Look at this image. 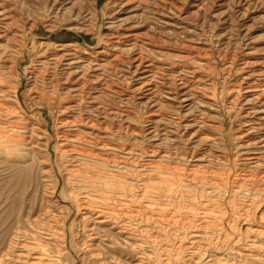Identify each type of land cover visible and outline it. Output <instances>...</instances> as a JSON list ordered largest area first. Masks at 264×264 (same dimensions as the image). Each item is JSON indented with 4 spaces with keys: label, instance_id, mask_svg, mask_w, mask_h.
Wrapping results in <instances>:
<instances>
[{
    "label": "rangeland",
    "instance_id": "obj_1",
    "mask_svg": "<svg viewBox=\"0 0 264 264\" xmlns=\"http://www.w3.org/2000/svg\"><path fill=\"white\" fill-rule=\"evenodd\" d=\"M115 1L116 0H80L75 7H72L73 9L67 5V7H69V8H67L66 10H62L64 14L66 13L65 15L63 14L64 17H62V18L67 19V20L63 19V21H62V19L59 17H57V19L54 20V19L50 18V16L47 17L45 15V13H44L45 3L46 4L48 3L47 0H43L44 3H41L42 5L37 0H23V1L22 0H18V1L17 0H10V1L9 0H0V5H3L2 3H4L5 6L9 7L10 11L13 10L10 13V15H12L10 17V19L11 20L13 19V20L11 22V26H10V30H9V36L11 37L14 35L12 37V42L13 41L14 42L11 43V46L9 48H7V49L5 48V49L0 50V63H1L0 64V74L3 75L4 85L7 87L14 88L16 91V94H10L9 93L10 95H12V97L10 96V97H6V98H11L12 100L15 97L18 98V101L16 99H14L15 102H13L12 100H9L10 101L9 103L11 104L10 106L12 107V110L15 111V113L20 115V117H21V118H18L17 122H18L19 126L25 127L27 129H33V131L37 132L38 136L36 138L34 137V140L37 141L36 143L39 145L40 148H43L44 145H47V149H48L49 154L51 155V157L54 158V160H52L51 164H53L56 161L55 160L56 155H55V149H54V147H55L54 142L56 140V133L60 131V126H59L58 122L60 121V119L63 118L64 115H66V113L62 110V107L66 105V103L69 101V99L72 96V94H71L72 91L70 90V92H69L68 91L69 88L68 87L66 88V85L64 84L65 79H66L65 73L63 70L64 67L62 66L61 62L59 63L58 61L52 60V58H51V57H53L52 54L55 53V51H56L55 49H57L56 48L57 46H59L61 44L69 43V42L75 43L77 45V47L80 49L86 48L90 51L100 50V48L104 45V42L108 38V35L111 34V31L113 33L114 30H117V28H114L115 26H117L116 22L111 19V16H109L110 10L113 9L112 6H113V3ZM149 2H151V3L149 4ZM199 3H201V4H199ZM43 4H44V6H43ZM152 4H154V6ZM194 4H196L195 6H197L199 8L195 7ZM148 5H150L149 6L150 13H152L154 11L153 14L155 13L156 15L158 14L159 16H161L159 18H160V20L164 21V24L165 23L169 24V26L165 27V25L163 26V25H161V23H158L157 24L158 26L155 25V27L152 28L153 30L148 29V33H147V31H145L147 33V35L148 34L151 35V37L149 39L147 38V35L144 36V34H146V33H144V31L141 32V34L144 33L142 35L147 40L146 39L141 40L140 47H141V49H144V50L140 53L144 56L146 55L149 59H154L155 62H161V64L160 63L156 64L155 67H153V69H151L152 72H154L155 70H157L156 68H159V69L161 68L160 70L159 69L157 70L159 73L157 71H155L156 74L155 73L153 74L154 76L156 75L155 78L158 79V80H156L157 83H155V86H157V87H155V86L150 87L151 93H153L152 95H154V92H156V90H157L156 94L153 96L155 98H153V99L148 98L147 99L146 97H144V95H146L147 93H145V92L142 93V92H138L137 90H135V88L137 89L138 86L140 85L137 81V78L141 77L140 76L141 75L140 74L141 69L136 71L135 79L133 78L134 81H132L134 84L129 83L130 81L128 82L126 80H124V81L121 80L122 77H119L121 74H123V75L125 74L126 77L127 76L129 77V75H130V77H129L130 79L133 77L132 72L134 71V69H132L128 65H125V66L124 65H122V66L118 65V67L116 66V67H108V68L105 67L103 70L92 69V70H89L87 73L85 72L84 74L86 75V78L83 81H80L81 88H79V89L81 90V92H79V90H78V93H77L78 96H75V98L79 97L85 106H87V107L89 106L88 108H90V110H92L91 111L92 113L90 112L89 115L91 117H93L94 120H96V121L98 119L100 120V121L99 120L97 121V123H99V125H101L102 131H101L100 136L102 137V139L106 143H108L110 141L109 144L112 145V147H113L112 156H110L111 154H108L109 156L107 155L108 161H109V165H110V163L113 162V159L115 158L114 162L117 161L116 162L118 164L117 167H119L120 169L119 168L117 169V167L113 168L114 172H115L114 176L116 178V173H118L117 174V176H119L118 178L119 179H122V178L125 179V181L123 179L121 181H124L125 184L128 185V187H126V190H128V191H126V196L128 198V202H130V203H129V209H128L129 214H127V215H129L130 218L133 219V220L131 219V221H132L131 226H133L131 228L134 229V231L137 230V231H135V233L137 232L136 236L132 238L133 242L134 243L137 242V243H139V245L142 244L143 245L142 247H144L142 249L145 251H147L149 249L150 252L152 251L151 250L152 244L150 242L154 243V241H155V243L160 244L161 246L163 244L162 248L166 249V250H165V256H164L163 252L160 253V254H162L161 259H167L168 258L170 260L169 264H188V263L189 264H193V263L194 264H197V263L198 264H211V263L215 264V262L218 264H225V263L228 264L227 261L231 262V263L229 262V264H235V263H237V264H244V263H246V264H251V263L252 264L253 263L258 264V262H259V264H262V263L264 264V261H263L264 260L263 259V257H264V255H263L264 254V243H263L264 242V236H261V237L257 236V235L254 236L255 233L251 232V230L256 229V228L259 229L260 231L264 232L263 231L264 230V228H263L264 227V222H263L264 221V213H263L264 212L263 211L264 210L263 209L264 208V202L261 201V199L264 197V196H262V195H264L263 194L264 189L263 188L258 189L255 185H252L249 183H242L240 181H236V180H239V176L242 173L241 168H240V164H239L240 159H237V158H240V149H238L237 146H235V145H239V141L236 140L235 136L237 134L241 114H239V111H238L239 106L237 104L231 102V100L229 99V98H233L236 96V94L232 91V89L233 88L236 89L237 88L236 85L239 86V84L241 83L240 80L243 77V72H242L243 66H241V65H243L244 62H250V60L251 61L253 60L252 62L255 61L254 63L256 65H258L259 63L264 61V0H156V1L155 0H151V1L148 0ZM173 5H174V7H173ZM49 6H50V4H49ZM155 6H156L157 10H155L153 8ZM13 7H14V9H13ZM175 7H177L176 8L177 10H175ZM15 9H16V11H15ZM43 9H44V11H43ZM42 11H43L44 15H42L43 13L41 14ZM160 11L162 13H160ZM13 13H16V14H13ZM61 14H62V12H61ZM66 15H67V17H66ZM70 18H71V20H70ZM156 18H158V16H156ZM159 18L157 21H159ZM168 18H170V19H168ZM17 19H18V21H17ZM175 19H176V21H175ZM15 20H16V22H15ZM112 21H114V22H112ZM76 22H78V23H76ZM70 23L74 24V27H78L79 29H76V30L70 29V27L72 26ZM179 24H180V26H179ZM14 25H15V27L13 28L12 26H14ZM81 25H83L84 28ZM155 28H157V29H155ZM159 28H161V29H159ZM149 31H151L152 33H150ZM154 31H156V33ZM10 33H12V35ZM14 38H16L17 40ZM150 39L151 40L153 39L152 40L153 42L152 41L150 42ZM147 42H148V44H147ZM186 45H187V47H185ZM156 46H157V48H156ZM194 46H195V48H194ZM146 47H147V49H146L147 51L145 50ZM158 47H160L161 49ZM166 47H168V48L166 49ZM189 48H191L192 50ZM197 49H199V50H197ZM154 51H155V53H154ZM151 52L155 56H153ZM169 52H171V56L175 53L174 54L175 56L174 55L172 56L173 60L169 59V58H171V56L169 55L170 54ZM185 52L187 55L185 54ZM1 53H3V55ZM122 55L124 57H128V56H126L127 53H125V52H123ZM204 55L208 59L203 57ZM2 56H5V57H2ZM202 58H205V59H202ZM162 59H163V61H162ZM174 60H175V63H174ZM181 61L182 62L185 61L187 63H185V62L181 63ZM178 63H181V64H178ZM188 63H189V65H188ZM195 63H197V64H195ZM201 63L202 64L205 63V64L202 65ZM160 65H163L164 68L161 67ZM191 65H193V66L191 67ZM227 65H230V67ZM8 66L10 68H8ZM167 66L169 67L168 69H167ZM183 66H185V67H183ZM187 66H189V67H187ZM1 68H2V70H1ZM116 68H118V69H116ZM126 68H129V69H126ZM171 69H174V70H171ZM191 69L193 70V72H191L192 71ZM118 70L122 71V72L119 71V72H121V74L118 72ZM181 70L184 72L185 75L187 74V77L183 73H181L182 72ZM189 70L191 73L189 72ZM237 70L241 71V73L238 72ZM261 70H263V69H261ZM100 72H103V74ZM93 73L95 75L94 78H93V75H91ZM95 73H97V74H95ZM158 74H160L161 76L159 75L160 77H158ZM175 75L178 76L179 78H181V80H182L181 83L182 84L184 83L185 86H184V84L179 85V82H176L177 83L176 84L175 82L172 81V79L178 78ZM180 75L184 79H182V77H180ZM104 76H106V77H104ZM137 76H139V77H137ZM99 78L100 79L102 78V79L100 80ZM112 78H114V79H112ZM86 79H88V80L90 79V80L87 82ZM93 79H94V82H93ZM194 79H197L200 81L195 83ZM203 79H204V81H203ZM107 80H109V81L111 80L110 81L111 83L109 81L107 83ZM164 80H165V82H164ZM84 81H86L87 83H85ZM102 81H103L104 86L102 84ZM205 81H206V83H205ZM71 82H72V79L69 81V83H71ZM81 82H83V83H81ZM123 82H127V83H123ZM99 83H101V85H99ZM115 83H117V84L120 83V84L116 85ZM136 83H138L139 85ZM172 83L175 84V88L173 87L174 85ZM198 83H200V84H198ZM105 84H107L108 86ZM206 84H208V85H206ZM94 85H95V88H94ZM194 85L196 87H194ZM180 86L183 89L185 88V91L187 90V88L189 89V91L187 90V94L189 96H192L193 98L197 97V100L198 101L201 100L200 102H203V103H205V102L207 103L210 100L209 102L211 104L208 102V106L207 105L202 106L203 104L202 105L200 104L199 106H197V103H195L196 102V100H195V102L193 104H190V108L183 109L182 104L179 102V100L177 98L163 99L166 97V95L169 97L177 95L176 94L177 91L179 92L178 89H181ZM198 86H200V87H198ZM201 86H203V87H201ZM125 87H127L128 89L127 88L125 89ZM113 88H116V89H113ZM131 88H134V89H131ZM205 88H206V90H205ZM174 89L176 90L175 93H173ZM191 89H193V90H191ZM194 89H196V90L198 89V90L196 91ZM118 90H119L120 94L118 93ZM92 92H94V93H92ZM113 92H114V94H113ZM198 92H201V93H198ZM99 93H101V94L99 95ZM204 93H206V94H204ZM162 94L164 97L162 96ZM98 95H99V97H98ZM36 96L38 98H41L39 100V103L36 101V99L33 100V98H36ZM91 96H94V98L96 96V98L94 99ZM129 96H131V98ZM178 96H176V97H178ZM120 97H122V98H120ZM201 97L202 98L204 97L203 98L204 101L202 100ZM193 98H191V100ZM161 100L163 101V103L161 102ZM100 101H103V102H100ZM35 102H37V104ZM176 102L181 104V105L176 104ZM146 103H148V104H146ZM155 103L156 104L158 103V104L156 105ZM99 104H101V106H103V107H101ZM128 104H130V105H128ZM209 104L211 106H209ZM110 105H113V106H110ZM161 105H163V106H161ZM145 106H146V108H145ZM155 106H156V108H155ZM165 106H168V107H165ZM176 106H178V107H176ZM194 106L196 109L194 108ZM95 107H96V109H95ZM97 107H101L102 110H101V108H97ZM173 107L176 109H174ZM210 107L212 108V110ZM157 109H159V110H157ZM168 109H170V110H168ZM191 109L194 111H192ZM112 110H114V111L116 110L117 112L115 111L116 112L115 113ZM196 110H198V111H196ZM108 111H110L114 115H111V113L110 112L108 113ZM84 112L88 113L87 110ZM121 112H122V114H121ZM149 112H151L152 114L150 115ZM155 112H157V115H154ZM125 113H128V114L125 115ZM172 113H174V115H172ZM178 113H181V114L183 113L182 115H186L189 117L194 116V114L197 117L203 116V118L206 121L207 126L203 128L202 132L207 136H213V137L215 136L214 138L212 137V139L214 141L210 140L209 142H206L204 144L200 143L201 145L200 144L194 145L195 143L194 144L192 143V145L190 143L188 145H186L185 143H183L181 141L179 142L178 138H180V132L178 133V130H179V129H177L178 121H177V118L175 117V116H177ZM60 114H62L61 115L62 118L60 117ZM104 114H106V115H104ZM100 115L104 116V118L101 117ZM170 116L173 117L172 118L173 121L171 120ZM132 117H134V118H132ZM163 117H166V118H163ZM102 118L105 119V121ZM127 118H129V119H127ZM174 118H176V119H174ZM160 119H162V120H160ZM101 120H103V121L101 122ZM147 120H150V121H147ZM188 120H189V118H188ZM115 121H117V122H115ZM142 121H143V123H142ZM156 121H158L157 124H155ZM103 122H105V123H103ZM163 122H165V123H163ZM166 122H168V123H166ZM170 122L172 125L170 124ZM128 123L131 125H129ZM167 124H168V126H166ZM117 125H119V126H117ZM120 125L122 128L120 127ZM136 126H137V128H136ZM164 126H166V127H164ZM107 127H109V128L107 129ZM36 128H38V129L36 130ZM162 128L164 130H162ZM109 129L113 133L112 132L110 133ZM150 129H151V131H150ZM126 131H130V132H126ZM149 131H150V133H149ZM152 131H154V132L157 131V132L154 133ZM114 132H117V133H114ZM135 132H137V134L139 133L138 134L139 136L136 135ZM146 132H148V133H146ZM158 132L160 134H158ZM107 134H109V135H107ZM112 134H115V135H113V137H112ZM153 134H155V135H153ZM167 134L168 135L170 134V135L168 136ZM110 135H111V137H109ZM126 135H127V137H126ZM105 136H107L106 138L108 140H106ZM117 136L120 137L121 141H123L125 139V141H124L125 143L119 141L120 139ZM143 136L144 137L146 136V138H144ZM167 136H168V138H166ZM132 138H135V139H132ZM137 138L139 140H137ZM152 138H154V139H152ZM160 138H163V139H160ZM117 139H119V140H117ZM158 139H160L161 141H159ZM155 140H157V141H155ZM165 141H167V142H165ZM116 142H117V144H116ZM139 142H141L142 144ZM170 142L172 145L170 144ZM123 143L125 145L129 144L130 147L128 145L124 146ZM148 143H150V144H148ZM133 144L135 146L136 145L137 146L135 147ZM147 144H148V146H147ZM208 144H209V146H208ZM198 146H200V147H198ZM115 147H117V150L115 149ZM124 147H126V148L124 149ZM154 147H157V148H154ZM193 147H195L196 151L200 154L204 152L203 154L206 155L205 156L206 158L208 157L207 159L209 162L205 163V165L202 168H200L202 170L199 169L200 171H203V174L200 172L197 174V176L190 177L188 175V173H189L188 171H189V169H191L192 164L188 161L183 162L181 159V157H182L181 153H184V151L188 152ZM148 148H149V152H148ZM151 149H153V150H151ZM130 150H132V151H130ZM134 150H135V152H134ZM139 150L140 151L142 150V151L140 152ZM154 150L157 152H155ZM204 150H206V152ZM159 151H160V153H159ZM131 152L133 154H131ZM138 152L140 155H137ZM114 153H116L117 155ZM130 154L132 155L133 158L131 157ZM145 154L147 157L145 156ZM207 154H209L210 156ZM121 155H122V157H121ZM138 156H139V158H138ZM109 157H110L111 162L109 160ZM134 157L138 158V160H135L136 158L134 159ZM162 157H163V160H162ZM167 158L169 160H167ZM128 159H130L131 162H129ZM145 159L146 160L148 159V160L146 161ZM149 160H151V161H149ZM160 160H161L162 164H161ZM144 161L146 164L144 163ZM152 161H154V162H152ZM132 163L134 164V166ZM135 164H136V166H135ZM151 164H152V166H151ZM158 164H161L163 166H160ZM53 165L55 166V163ZM119 165H121V167ZM143 166H145V171H144V169H142ZM128 167H129V169H128ZM148 167L151 170H149ZM132 168H133V170H132ZM137 168H138V171L136 170ZM121 169H123V170H121ZM118 170H119V172H118ZM127 171L129 172V174ZM147 171H149V172H147ZM151 171L153 173H151ZM251 171L253 172L255 170H251ZM55 173H56V175H54V177H51V180L54 181L56 178L59 180L61 185L58 188L59 192L57 191V197L61 201V204H64V205L63 206H61V204L59 205V206H61L60 211L62 213L60 211H57L58 209H54L52 213L53 214L55 213V215L57 213L56 216H58V218H59V219L57 218L58 220L63 219L67 215L66 212L69 213L68 214L69 215L68 220L66 223L67 227L68 228L71 227V230L74 233L77 232L76 234L79 235V234H81V232H80V228H79L78 222H77L78 218H75V217H77V216H75L76 215L75 211L71 208V205H69V203L66 201V197L68 195V189L66 187H64V185H63V174L58 173L56 171H55ZM145 173L146 174L148 173V174L146 175ZM150 174H152V175L149 177ZM184 174H186V175H184ZM1 175H2V178L0 177L1 178L0 180L5 181L9 177L8 172H5V173L3 172V173H1ZM181 175H183V176H181ZM136 176H139V178ZM216 176H218L220 179ZM59 177H61V178H59ZM140 177L141 178L143 177V178L141 179ZM203 177H205L204 178L205 180L203 179ZM214 177H216V178H214ZM212 178H214L215 181ZM127 179L130 182L127 181ZM207 179L208 180L210 179V180L208 181ZM223 179H225V180H223ZM218 180H222V181H218ZM135 181H136V183L138 182V184L134 183ZM141 181H143V182L145 181V182L142 183ZM213 181H214V183H213ZM235 181H236V183H235ZM1 183H2V181L0 182V184ZM130 183H132V184H130ZM200 183H202V185ZM197 184H199V185H197ZM203 184H205V187L203 186ZM216 184H217V186H216ZM131 185H133V186H131ZM142 185H143V187H142ZM200 185H201V187H200ZM242 185L246 186L248 188H246V187L243 188ZM211 186L215 187L213 189V191L215 190L214 191L215 193L212 191L213 194L210 191V189L212 190ZM132 188H134L135 191ZM201 188H203V189H201ZM238 188L239 189L241 188L242 190L241 189L240 190L242 192L238 193L237 191H240V190H238ZM140 189H141V191H140ZM243 189L244 190L247 189L248 193L245 192L246 190L243 191ZM65 190H67V191H65ZM199 190H201V191H199ZM219 190H222V191L218 192ZM256 190L259 192V194H258V192H256ZM206 191L207 192L210 191L209 195H208V193H205ZM223 191H224V193H222ZM228 191H229V193H228ZM234 191H235V194L237 193V195L234 194ZM129 192H131V193L129 194ZM202 192L204 194H207V195H203ZM230 192H232V193H230ZM241 194H245V195H241ZM130 195L133 197H131ZM230 195H232V196L234 195V197H235V199L233 198V200H232L233 202H231V203L229 200H230V198L232 199V196H230ZM211 196H212V201H211ZM246 196L248 199L246 198ZM255 196L257 198L254 200ZM242 197H244V198L241 200ZM199 198L202 200V202H200L201 200ZM250 198H251V200H250ZM62 199H64V200H62ZM245 199H246V202L244 201ZM5 201H6V205L5 204L2 205V208L0 209V243H1V238H3V235H4L3 232L5 231V228L8 227V222H6L4 220L3 211L8 210L9 206L14 201H18V202L20 201V203H21L20 206L22 205V207H23V205L25 206V205L31 204V202L29 201V199L25 195L22 196L21 199H19L18 197H14V198L9 197V199L6 198ZM24 201L26 202V204ZM196 201H198L197 204L194 203ZM216 201L217 202L219 201V202L217 203ZM260 201H261V204H259ZM214 202H215V204H214ZM236 202H238V203H236ZM243 202H245L246 204ZM204 203L205 204L208 203L207 205L209 207L208 206L205 207L206 205H204ZM225 203L228 205H226ZM248 203L251 205H249ZM134 204H136L137 206H135ZM232 204H234V205H232ZM242 204H245V205H242ZM45 205L46 204L43 202V206H45ZM213 205H216V207ZM229 205H231V207ZM239 205L240 206L242 205V206L240 207ZM248 205H249L248 208L245 207ZM256 205H257V207H256ZM20 206H18V207L15 206V208H13L14 207L13 206L11 211L16 215L17 212H19V210H20ZM192 206L193 207L195 206L196 208L195 207L193 208ZM250 206L251 207L253 206V207L251 208ZM135 207H138V208H135ZM158 207L161 209H158ZM199 207H201V208H199ZM130 208H131V210H130ZM212 208H214L215 211H216V209H218V212H220V210L222 209L220 214H222V215H223V213L225 214L223 216L222 221H221V223H222L221 229L223 226V229H222L223 231H221L220 234L222 236L220 234L217 235V233L211 232L209 230H203L201 232V234L207 240L203 239V241H201L202 243H200V244L202 245L203 248L206 247L207 249H203L201 247V245H196V246L197 247L200 246L198 248L201 250L203 249L200 253H202V252H204V250H206L204 253V257L203 256H197V257H195L196 259H191V257H190L191 256L190 253L192 252L191 249H187L186 250L187 252L185 250H181L182 254L180 256H178V258L175 257L174 252L177 249L176 245L179 244L178 242H180V240L184 242L186 239V238L185 239L183 238V234L187 233V231H184L186 229H183V232H179V234H178V231H182L180 229H182L184 227L183 224L185 226H187L189 224V226H191V227H195V226L198 227L197 225H200V221H198V220H200L199 214L201 212L207 211V213H210L211 215L218 213V212L214 213L215 211ZM249 208H251V209H249ZM153 209H155V211ZM185 209L186 210L188 209V210L185 211ZM191 209H194V210H191ZM236 209L239 211H237ZM63 210L65 211L64 213H63ZM152 210L157 215L155 213L150 214L152 212ZM160 210L163 213L164 212L165 213L163 214ZM234 210L237 213V215H236L237 217L234 216L236 214L235 212H233ZM167 211L170 213H168ZM210 211H212V212H210ZM130 212L131 213L133 212L132 215H135V216H132ZM175 212L176 213L178 212V213L176 214ZM193 212H195L196 214ZM198 212H199V214H198ZM229 212H232V214L231 213L229 214ZM145 213L148 215V217ZM185 213L192 214L193 218L191 217V215H188V217H187V215ZM73 215H74V217H72ZM139 215L141 216L142 219L140 218ZM145 215H146V217H145ZM171 215H175V216H171ZM181 215H185L186 217L185 216L183 217ZM232 215L234 217H231ZM59 216L61 217V219ZM167 217H170L171 220H170V218L168 219ZM179 217H181L182 219H179ZM258 217H260L261 219L259 218L260 220H258L257 219ZM159 218H162L163 220L159 219ZM177 218H178V220H177ZM230 218L233 221H231ZM234 218H235V220H236V218L240 219V220H236V222L237 221H239V222L236 223ZM247 219H249V221H250L249 224H247V222H248ZM136 220L138 222H135ZM179 220H181V221H179ZM261 220H262V222H261ZM196 221H198V222H196ZM75 222H76V224H75ZM173 222H175V223H173ZM177 222H178V225H175ZM232 222H234V223H232ZM70 223H71V225H70ZM161 223H163V224H161ZM170 223L173 225H171ZM181 223H183V224H181ZM195 223L196 224L198 223V224L196 225ZM228 223H229V225L231 224L234 228L232 226H229ZM234 224H235V226H234ZM158 225H160V226L157 228ZM179 225H181L180 228H179ZM149 226L152 228H150ZM249 226H250V228H249ZM260 226H262V227H260ZM235 227H238V228H235ZM246 227L250 230H248ZM167 228L169 229V231ZM174 228H177V230H175ZM229 228L230 229L233 228V229H231V231H230ZM160 229H161V231H160ZM224 230L226 231V233ZM138 231L139 232L142 231L145 233L143 235V233L141 232L142 233V235H141V233L138 234ZM158 231L160 233H157ZM171 231H172V233H171ZM234 231H235V233H234ZM245 231H247V232H245ZM146 232H148V233H146ZM151 232H152V234H150ZM167 232L168 233L170 232L169 233L170 235ZM181 233H183V234L181 235ZM212 233H214V234H212ZM246 233H247V235H246ZM154 234L156 236H154ZM176 234H178V236ZM232 234L234 235L233 237H232ZM236 234H238V235H236ZM165 235H166V237H165ZM167 235H169L170 237L172 236V237L171 238L169 236L167 237ZM211 235L214 238L211 237ZM224 235L225 236L230 235L232 238L229 236V238H230L229 239L227 236L225 237ZM244 235H246V236H244ZM141 236H142V238H141ZM145 236L147 238L148 237L149 238L147 239ZM175 236H177V237L174 238ZM205 236H207V237H205ZM239 236H240V238H239ZM157 237H159V238L157 239ZM164 237H165V239H164ZM74 238L76 239V242L78 241V243L80 244V238L79 239H77L76 237H74ZM138 238H140V240H139L140 242L138 241ZM182 238H183V240H182ZM209 238H210V241L208 240ZM217 238H218V240H217ZM223 238H224V240L227 238V240L223 241ZM175 239H176V241H175ZM233 239L236 241H234ZM252 239H254L253 240L254 242L252 241ZM156 240H159V241L156 242ZM169 240L172 241V243ZM243 240H244V242H243ZM162 241H163V243H162ZM240 241H242V242H240ZM173 242H174V244H173ZM185 242H187V243H185ZM185 242H184L185 247L190 248L191 247L190 241L186 240ZM206 242L208 243L209 248H208ZM145 243L147 246H145ZM164 243L166 245H164ZM239 244H240V246H239ZM167 245L170 246V248ZM173 246H174L175 250L171 249V248H173ZM188 246H190V247H188ZM196 246H194V247H196ZM235 246L237 249L235 248ZM241 246H243V247H241ZM238 247L240 250L238 249ZM167 248L169 249V251L167 250ZM229 248H230V250L228 251ZM216 249H217V251H216ZM224 249H226V250H224ZM249 249L252 251H250ZM256 250L257 251L259 250L258 253ZM149 251H147V252H149ZM248 251L250 254L248 253ZM71 252H73V250ZM136 252L137 251L134 250L132 252L133 256L130 257L131 260L130 259H127V260L128 261L134 260L136 257ZM166 252L168 255L166 254ZM240 252H241V255H243V254L244 255L241 256L239 254ZM224 253H225V255H224ZM230 253H233V254H230ZM184 254H186V255H184ZM73 255L76 258L75 264H87V263L90 264L89 260L86 257L80 256V255L77 257L75 255V253ZM245 255H246V257H245ZM183 256L185 258H187L188 260H185ZM261 256H263V257H261ZM125 257L127 258L128 256L125 255ZM125 257H123L122 259L125 260ZM163 257H165V258H163ZM182 257H183V259H182ZM199 257H203V258H199ZM230 257H232V259ZM257 257H259V258H257ZM206 258L208 259V261ZM227 258H229V259H227ZM200 259H201V261H200ZM252 259H254V260H252ZM171 260H172V263H171ZM238 260H239V262H238ZM255 260H257V261L255 262ZM63 261H62L63 263L61 262V264H67V263L69 264L70 260L66 258ZM191 262H193V263H191ZM219 262H221V263H219Z\"/></svg>",
    "mask_w": 264,
    "mask_h": 264
},
{
    "label": "bare ground",
    "instance_id": "obj_2",
    "mask_svg": "<svg viewBox=\"0 0 264 264\" xmlns=\"http://www.w3.org/2000/svg\"><path fill=\"white\" fill-rule=\"evenodd\" d=\"M10 1V0H9ZM18 1V0H17ZM23 1V0H22ZM38 2L44 3L43 0H37ZM48 3H45V15L48 17L50 16V18L56 20L57 17L61 18L62 21L63 19L66 18H62L63 16V11L62 10H66L69 7H75L77 5V3L80 0H47ZM151 1V0H150ZM156 1V0H155ZM8 2V1H7ZM16 2V1H15ZM46 2V1H45ZM158 2V1H157ZM180 2V1H179ZM183 2V1H182ZM2 3V2H1ZM10 3V2H9ZM13 3V2H12ZM151 2H149L150 4ZM153 3V2H152ZM156 3V2H155ZM159 3V2H158ZM171 3V2H170ZM203 3V2H202ZM3 5H0V50L1 49H7L11 46L12 42V37L14 36H9V30H10V26H11V22L12 20L10 19V17L12 15H10V13L13 11H10L8 6H5L4 3H2ZM50 4V6H49ZM162 4V3H161ZM172 4V3H171ZM201 4V3H199ZM16 5V4H15ZM42 5V4H41ZM67 5L69 7H67ZM154 6V4H152ZM196 4H194L195 6ZM44 6V4H43ZM48 6V7H47ZM149 6L148 5V0H116L113 3V6L110 10V15L111 19L114 20L117 24V26H115L114 28H117V30H114L113 33L111 31V34L108 35V38L106 39V41L104 42V45L100 48V50H95V51H90L86 48H78L77 45L73 42H69V43H65V44H61L59 46H57L55 49V53L52 54L53 57L52 60L53 61H58L59 63H62V66L64 67V73H65V85L66 88L68 87V91L70 92V90L72 91L71 94V98L69 99V101L66 103L65 106L62 107V110L66 113V115L63 116V118L61 117L62 114H60V117L62 119H60L59 126H60V131L56 133V140H55V155H56V161L55 166L53 164H51L52 160H54L53 157H51V155L48 152L47 149V145H44V149L40 148L39 145L36 143L37 141L34 140V137L36 138L38 136L37 132L33 131V129H27L25 127H21L19 126L17 120L18 118H21L20 115L16 114L15 111L12 110V107L10 106L11 104L9 103V100H12L11 98H6V97H12V95L10 94H16V91L14 88L11 87H7L4 85V81H3V75L0 74V177L2 178L1 173H5L8 172L9 173V177L8 179L4 180H0V182L2 181V183L0 184V209L2 208V205H6V201L5 199H9V197H18L19 199H21L22 196H26L29 201L31 202V204L29 205H22L20 206V201H14L12 202V204L9 206L8 210H4L3 214H4V220L6 222H8V227L5 228V231L3 232V238H1V243H0V264H61V262L64 259H69V264H75L76 262V258L73 255L75 253V255L78 257L80 256H84L86 257L90 264H169L170 260L167 259H161V252L164 253L165 256V250L163 249L162 246L160 244L152 243L150 242L151 245V252L149 251V249L147 251L143 250L142 247L143 245L139 243H134L133 242V237L136 236V233L134 229H132L131 227V219L128 212L129 209V203L128 202V198L126 196V187H128V185L125 184V179H122L124 181H121L122 179H119L117 176L118 173H116V178L114 176V169L118 166V164L116 162H114L115 160V156L113 157V162H111L110 157V165H109V161H108V154H111L110 156H112L113 153V147L112 145L108 143H106L102 137L100 136L101 134V125H99V123H97V121L99 120H94L93 117H91L89 114L92 110H90V108H88L87 106H85L82 103V100H80V98H75V96H78V90L79 92H81V90L79 88H81L80 85V81H83L86 78V75L84 74L85 72L87 73L89 70H103L105 67H118V65L122 66V65H128L129 67H131L132 69H134V71L132 72V78L130 79V75L129 77L125 76V74H121V71L119 72L121 75L119 77H122L121 80H126V81H130L129 83H133L132 81L133 78L135 79L136 76V71L141 69L140 72V78H137L139 76H137V81L139 86L138 88L135 90H137L138 92H145L147 93L146 95H144V97L148 98H155L153 97L156 92H154V95H152L153 93H151V86H155L156 79L155 76L153 75L155 73V71H157L159 68H156L157 70H155L154 72H152L151 69H153V67H155L156 64H161V62H155L154 59H149L146 55H142L140 52H142L144 49H141L140 44H141V40L146 39L144 36L147 35L148 33V29H152L153 27H155V25H157L158 23H161V25H165L169 26V24L165 23L163 20H160L158 14L156 15L155 13L153 14L150 13L149 11ZM157 6V5H156ZM156 6L153 7L155 10ZM200 6V5H199ZM36 7V6H35ZM38 7V6H37ZM174 7V5H173ZM179 7V6H178ZM197 7V6H195ZM70 8V9H71ZM159 8V7H158ZM177 7H175V10ZM199 8V7H197ZM14 9V7H13ZM69 9V10H70ZM73 9V8H72ZM160 10V9H159ZM179 10V9H178ZM16 11V9H15ZM43 11L41 12V14L43 13ZM71 11V10H70ZM152 11V10H151ZM192 11V10H191ZM62 12V14H61ZM177 12V11H176ZM44 13L42 15H44ZM158 13V12H157ZM160 13H162L160 11ZM159 13V14H160ZM179 13V12H178ZM193 13V12H192ZM16 14V13H13ZM34 14V13H33ZM66 14V13H65ZM64 14V15H65ZM79 14V13H78ZM36 15V14H35ZM163 15V14H162ZM178 15V14H177ZM39 16V15H38ZM156 16H158V18H156ZM164 16V15H163ZM17 17V16H16ZM15 17V18H16ZM43 17V16H42ZM67 17V15H66ZM69 17V16H68ZM75 17V16H74ZM74 19V18H73ZM78 19V18H77ZM170 19V18H168ZM177 19V18H176ZM175 19V21H176ZM67 20V19H66ZM65 20V21H66ZM71 20V18H70ZM76 20V19H75ZM18 21V19H17ZM84 21V20H83ZM112 21V22H114ZM167 21V20H166ZM174 21V20H173ZM179 21V20H178ZM16 22V20H15ZM14 22V23H15ZM86 22V21H85ZM13 23V24H14ZM78 23V22H76ZM178 23V22H177ZM71 24V23H70ZM114 24V23H113ZM115 24V25H116ZM172 24V23H171ZM16 25V24H15ZM12 26L13 28L15 27ZM72 25V26H71ZM70 29H79L78 27H74V24H71ZM77 25V24H76ZM177 25V24H176ZM83 26V25H81ZM158 26V25H157ZM160 26V25H159ZM180 26V24H179ZM80 27V26H79ZM84 28V26H83ZM82 28V29H83ZM158 28V27H157ZM155 28V29H157ZM161 29V28H159ZM12 30V29H11ZM153 30V29H152ZM151 30V31H152ZM144 31V33H146L145 31H147L146 34H144V36L141 34V32ZM151 31H149L150 33H152ZM170 31V30H169ZM184 31V30H183ZM156 33V31H154ZM110 33V32H109ZM12 35V33H10ZM16 34V33H15ZM187 34V33H186ZM150 34L147 35V38L149 39L151 37ZM188 35V34H187ZM186 35V36H187ZM106 36V35H105ZM153 36V35H152ZM16 37V36H15ZM161 37V36H160ZM171 38V37H170ZM16 39V38H14ZM154 39V38H153ZM152 39V40H153ZM17 40V39H16ZM147 40V39H146ZM150 39V42L152 41ZM153 42V41H152ZM146 43V42H145ZM168 43V42H167ZM148 44V42H147ZM154 44V43H153ZM159 44V43H158ZM184 44V43H183ZM13 45V44H12ZM47 45V44H46ZM146 45V44H145ZM248 46V45H247ZM187 47V45L185 46ZM244 47V46H243ZM14 48V47H13ZM157 48V46H156ZM160 48V47H158ZM168 47H166L167 49ZM195 48V46H194ZM147 49V47L145 48V50ZM149 49V48H148ZM161 49V48H160ZM159 49V50H160ZM191 49V48H189ZM9 50V49H8ZM164 50V49H163ZM172 50V49H171ZM182 50V49H181ZM192 50V49H191ZM199 50V49H197ZM202 50V49H201ZM5 51V50H4ZM3 51V52H4ZM147 51V50H146ZM145 51V52H146ZM176 51V50H175ZM9 52V51H8ZM11 52V51H10ZM19 52V51H18ZM125 52L127 53L126 56L128 57H124L122 55V53ZM161 52V51H160ZM167 52V51H166ZM174 52V51H173ZM177 52V51H176ZM187 52V51H186ZM185 52V54H186ZM12 53V52H11ZM150 53V52H149ZM152 53V52H151ZM155 53V51H154ZM159 53V52H158ZM170 56H171V52H169ZM184 53V52H183ZM245 53V52H244ZM248 53V52H247ZM250 53V52H249ZM3 55V53H1ZM175 54V53H174ZM173 54V55H174ZM153 56H155L152 53ZM151 55V56H152ZM159 55V54H158ZM157 55V56H158ZM172 55V56H173ZM187 55V54H186ZM199 55V54H198ZM247 55V54H246ZM6 56V55H5ZM2 56V57H5ZM8 56V55H7ZM162 56V55H161ZM169 58L170 60L172 59ZM175 56V55H174ZM201 56V55H200ZM207 56V55H206ZM249 56V55H248ZM251 56V55H250ZM205 57V55L203 56ZM167 58V57H166ZM174 58V57H173ZM198 58V57H197ZM207 58V57H205ZM202 58V59H205ZM210 58V57H209ZM160 59V58H159ZM175 59V58H174ZM182 59V58H181ZM180 59V60H181ZM208 59V58H207ZM4 60V59H3ZM2 60V61H3ZM51 60V59H50ZM173 60V59H172ZM183 60V59H182ZM7 61V60H6ZM11 61V60H10ZM158 61V60H157ZM163 61V59H162ZM165 61V60H164ZM243 61V60H242ZM248 61V60H247ZM253 61V60H252ZM250 60V62H244L242 69H243V77L241 78V83L239 84V86L236 85V89H232V91L236 94L235 97L233 98H229L231 100V102L237 104L238 107V111L239 114H241L240 117V122L238 125V130H237V134L235 136L236 140L239 141V145H235L237 146L238 149H240V159L239 160V164H240V168H241V175L239 176V180L236 181H240L242 183H249L252 185H255L258 189L263 188L264 189V61H262L261 63H259L258 65H256L254 62H252ZM4 62V61H3ZM2 62V63H3ZM180 62V61H179ZM185 62V61H184ZM181 61V63H184ZM189 62V61H188ZM56 63V62H55ZM166 63V62H165ZM175 63V60H174ZM177 63V62H176ZM178 63V64H181ZM187 63V62H185ZM192 63V62H191ZM1 64V63H0ZM10 64V63H9ZM194 64V63H193ZM197 64V63H195ZM202 64V63H201ZM205 64V63H204ZM202 64V65H204ZM164 65V64H163ZM163 65H160L161 67H163ZM189 65V63H188ZM201 65V66H202ZM11 66V65H10ZM193 65H191L192 67ZM230 67V65H227ZM158 67V66H157ZM174 67V66H173ZM185 67V66H183ZM189 67V66H187ZM8 68H10L8 66ZM120 68V67H119ZM124 68V67H123ZM164 68V67H163ZM169 67L167 66V69ZM197 68V67H196ZM195 68V69H196ZM7 69V68H6ZM112 69V68H111ZM118 69V68H116ZM129 69V68H126ZM161 69V68H160ZM159 69V70H160ZM176 69V68H175ZM178 69V68H177ZM194 69V70H195ZM198 69V68H197ZM263 69V70H261ZM2 70V68H1ZM11 70V69H10ZM125 70V69H124ZM131 70V69H130ZM164 70V69H163ZM174 70V69H171ZM184 70V69H183ZM192 70V69H191ZM199 70V69H198ZM197 70V71H198ZM106 71V70H105ZM111 71V70H110ZM114 71V70H113ZM127 71V70H126ZM179 71V70H178ZM182 71V70H181ZM185 71V70H184ZM238 71V70H237ZM115 72V71H114ZM131 72V71H130ZM129 72V73H130ZM158 72V71H157ZM163 72V71H162ZM170 72V71H169ZM186 72V71H185ZM190 72V70H189ZM193 72V70L191 71ZM190 72V73H191ZM196 72V71H195ZM241 73V71H238ZM99 73V72H98ZM103 74V72H100ZM109 73V72H108ZM118 73V74H119ZM128 73V72H127ZM139 73V72H138ZM159 73V72H158ZM175 73V72H174ZM181 73L184 74V72L182 71ZM189 73V74H190ZM97 74V73H95ZM114 74V73H113ZM156 74V73H155ZM182 74V75H183ZM93 75L94 78V73L91 74ZM99 75V74H98ZM160 74H158V77ZM167 75V74H166ZM170 75V74H169ZM177 75V74H176ZM175 75V76H176ZM185 75V74H184ZM191 75V74H190ZM239 75V74H238ZM97 76V75H96ZM168 76V75H167ZM166 76V77H167ZM174 76V77H175ZM187 77V74L185 75ZM184 76V77H185ZM195 76V75H194ZM241 76V75H240ZM98 77V76H97ZM96 77V78H97ZM100 77V76H99ZM102 77V76H101ZM106 77V76H104ZM164 77V76H163ZM170 77V76H169ZM168 77V78H169ZM178 77V76H176ZM180 77H182L180 75ZM190 77V76H189ZM201 77V76H200ZM162 78V77H161ZM173 78V77H172ZM199 78V77H198ZM72 79V82L69 83V81ZM100 79V78H99ZM102 79V78H101ZM100 79V80H101ZM114 79V78H112ZM160 79V78H159ZM182 79H184L182 77ZM189 79V78H188ZM187 79V80H188ZM201 79V78H200ZM87 82L90 80L86 79ZM118 80V79H117ZM195 83L199 82L200 80L194 79ZM109 80H107L108 83ZM111 81V80H110ZM109 81V82H110ZM114 81V80H113ZM119 81V80H118ZM136 81V80H135ZM173 82H179V85H181L182 80L181 78H177V79H172ZM171 81V82H172ZM189 81V80H188ZM204 81V79H203ZM202 81V82H203ZM68 82V83H67ZM85 83H87L86 81H84ZM94 82V79H93ZM122 82V81H121ZM160 82V81H159ZM162 82V81H161ZM165 82V80H164ZM194 82V81H193ZM83 83V82H81ZM91 83V82H90ZM105 83V82H104ZM111 83V82H110ZM123 83H127V82H123ZM122 83V84H123ZM194 83V84H195ZM206 83V81H205ZM92 84V83H91ZM96 84V83H95ZM103 84V81H102ZM116 85H119L117 83H115ZM134 84V83H133ZM173 84V83H172ZM177 84V83H176ZM184 84V83H183ZM182 84V85H183ZM200 84V83H198ZM197 84V85H198ZM236 84V83H235ZM84 85V84H83ZM89 85V84H88ZM99 85H101V83H99ZM107 85V84H105ZM124 85V84H123ZM160 85V84H159ZM174 88H175V84H173ZM188 85V84H187ZM192 85V84H191ZM208 85V84H206ZM98 86V85H97ZM104 86V84H103ZM108 86V85H107ZM114 86V85H113ZM126 86V85H125ZM165 86V85H164ZM185 86V84H184ZM183 86V87H184ZM205 86V85H204ZM83 87V86H82ZM87 87V86H86ZM102 87V86H101ZM128 87V86H127ZM125 87V89L127 88ZM157 87V86H155ZM162 87V86H161ZM171 87V86H170ZM194 87H196L194 85ZM193 87V88H194ZM200 87V86H198ZM203 87V86H201ZM233 87V86H232ZM91 88V87H90ZM89 88V89H90ZM93 88V87H92ZM95 88V85H94ZM105 88V87H104ZM103 88V89H104ZM172 88V87H171ZM170 88V89H171ZM181 88V86H180ZM187 88V87H186ZM84 89V88H83ZM98 89V88H97ZM116 89V88H113ZM112 89V90H113ZM124 89V88H123ZM124 89V90H125ZM128 89V88H127ZM134 89V88H131ZM159 89V88H158ZM173 89V88H172ZM202 89V88H201ZM200 89V90H201ZM231 89V88H230ZM87 90V89H86ZM111 90V91H112ZM134 90V91H135ZM164 90V89H163ZM179 92L177 91V95L169 97L166 95L165 98L163 99H168V98H177L179 100V102L182 104L183 109L185 108H190V104H193L196 100L195 103H197V106H199L200 104L202 106H208V101L207 103H203L197 100L196 98H193L192 96H189L187 94V90L189 91V89L187 88V90L185 91V88H181L178 89ZM193 90V89H191ZM196 90V89H194ZM198 90V89H197ZM196 90V91H197ZM206 90V88H205ZM67 91V90H66ZM67 91V92H68ZM84 91V90H83ZM93 91V90H92ZM99 91V90H98ZM97 91V92H98ZM105 91V90H104ZM116 91V90H115ZM165 91V90H164ZM170 91V90H169ZM172 91V90H171ZM102 92V91H101ZM117 92V91H116ZM159 92V91H158ZM176 90L174 89L173 93H175ZM195 92V91H194ZM202 92V91H201ZM198 92V93H201ZM227 92V91H226ZM10 93V94H9ZM94 93V92H92ZM96 93V92H95ZM119 93V90H118ZM122 93V92H121ZM171 93V92H170ZM180 93V94H179ZM77 94V95H76ZM81 94V93H80ZM79 94V95H80ZM101 93H99L100 95ZM114 94V92H113ZM120 94V93H119ZM126 94V93H125ZM128 94V93H127ZM159 94V93H158ZM157 94V95H158ZM165 94V93H164ZM167 94V93H166ZM169 94V93H168ZM191 94V93H190ZM203 94V93H202ZM206 94V93H204ZM234 94V95H235ZM82 95V94H81ZM91 95V94H90ZM89 95V96H90ZM98 95V97H99ZM104 95V94H103ZM116 95V94H115ZM129 95V94H128ZM148 95V96H147ZM156 95V96H157ZM179 95V96H178ZM194 95V94H193ZM200 95V94H199ZM210 95V94H209ZM15 96V95H14ZM97 96V95H96ZM95 96V98H96ZM120 96V95H119ZM136 96V95H135ZM134 96V97H135ZM139 96V95H138ZM159 96V95H158ZM163 96V94H162ZM178 96V97H176ZM196 96V95H195ZM201 96V95H200ZM40 97V96H39ZM82 97V96H81ZM94 98V96H91ZM126 97V96H125ZM124 97V98H125ZM131 98V96H129ZM161 97V96H160ZM164 97V96H163ZM89 98V97H88ZM94 98V99H95ZM122 98V97H120ZM119 98V99H120ZM157 98V97H156ZM191 98H193L191 100ZM202 98V97H201ZM204 98V97H203ZM202 98V100H203ZM212 98V97H211ZM14 99H16L18 101V98H13V102ZM36 99V101L39 103V100L41 98H38L36 96V98H33V100ZM99 99V98H98ZM97 99V100H98ZM129 99V98H128ZM160 99V98H159ZM208 99V98H207ZM32 100V99H31ZM100 100V99H99ZM130 100V99H129ZM145 100V99H144ZM125 101V100H124ZM158 101V100H157ZM167 101V100H166ZM169 101V100H168ZM204 101V100H203ZM213 101V100H212ZM37 102H35L37 104ZM85 102V101H84ZM89 102V101H88ZM91 102V101H90ZM97 102V101H96ZM103 102V101H100ZM140 102V101H139ZM143 102V101H142ZM146 102V101H145ZM156 102V101H155ZM161 102L163 103V101L161 100ZM170 102V101H169ZM173 102V101H172ZM149 103V102H148ZM146 103V104H148ZM199 103V104H198ZM210 103V102H209ZM88 104V103H87ZM90 104V103H89ZM96 104V103H95ZM102 104V103H101ZM101 104H99L101 106ZM104 104V103H103ZM139 104V103H138ZM143 104V103H142ZM156 104V103H155ZM154 104V105H155ZM158 104V103H157ZM156 104V105H157ZM176 104H179L176 102ZM175 104V105H176ZM179 104V105H181ZM211 104V103H210ZM209 104V106H211ZM98 105V106H99ZM117 105V104H116ZM130 105V104H128ZM165 105V104H164ZM109 106V105H108ZM113 106V105H110ZM143 106V105H142ZM163 106V105H161ZM174 106V105H173ZM193 106V105H192ZM94 107V106H93ZM103 107V106H101ZM101 107H97V108H101ZM168 107V106H165ZM164 107V108H165ZM172 107V106H171ZM178 107V106H176ZM92 108V107H91ZM105 108V107H104ZM117 108V107H116ZM120 108V107H119ZM125 108V107H124ZM146 108V106H145ZM148 108V107H147ZM156 108V106H155ZM174 108V107H173ZM180 108V107H179ZM195 108V106H194ZM198 108V107H197ZM211 108V107H210ZM85 109V110H84ZM93 109V108H92ZM96 109V107H95ZM108 109V108H107ZM114 109V108H113ZM122 109V108H121ZM176 109V108H174ZM196 109V108H195ZM201 109V108H200ZM88 113H85L84 111H86ZM100 110V109H99ZM102 110V108H101ZM100 110V111H101ZM125 110V109H124ZM154 110V109H153ZM159 110V109H157ZM156 110V111H157ZM170 110V109H168ZM187 110V109H186ZM192 110V109H191ZM207 110V109H206ZM212 110V108H211ZM97 111V110H96ZM104 111V110H103ZM111 111V110H110ZM108 111V113L110 112ZM114 111V110H112ZM116 111V110H115ZM114 111V112H115ZM128 111V110H127ZM174 111V110H173ZM178 111V110H177ZM194 111V110H192ZM198 111V110H196ZM195 111V112H196ZM205 111V110H204ZM95 112V111H94ZM93 112V113H94ZM105 112V111H104ZM117 112V111H116ZM115 112V113H116ZM129 112V111H128ZM163 112V111H162ZM189 112V111H188ZM191 112V111H190ZM92 113V112H91ZM103 113V112H102ZM107 113V112H106ZM111 113V112H110ZM150 115L152 114L151 112H149ZM148 113V114H149ZM97 114V113H96ZM95 114V115H96ZM122 114V112H121ZM128 113H125V115ZM181 113H178L177 116H175L177 118V129L178 133L180 132V138H178L179 142H183L186 145H188L189 143L192 145V143L194 145H199L204 144L206 142H209L210 140H213L212 137L213 136H207L205 135L202 130L204 127L207 126L205 119L203 118V116H186V115H180ZM192 114V113H191ZM190 114V115H191ZM106 115V114H104ZM110 115V114H109ZM111 115H114L111 113ZM110 115V116H111ZM124 115V116H125ZM130 115V114H129ZM154 115H157V112H155ZM153 115V116H154ZM163 115V114H162ZM161 115V116H162ZM172 115H174V113H172ZM201 115V114H200ZM98 116V115H97ZM101 117L104 118V116L100 115ZM99 116V117H100ZM121 116V115H120ZM128 116V115H127ZM132 116V115H131ZM148 116V115H147ZM160 116V115H159ZM107 117V116H106ZM116 117V116H115ZM118 117V116H117ZM130 117V116H129ZM171 117V116H170ZM102 118V119H103ZM109 118V117H108ZM107 118V119H108ZM120 118V117H119ZM118 118V119H119ZM134 118V117H132ZM166 118V117H163ZM173 117H171L172 120ZM174 118V119H176ZM189 118V120H188ZM117 119V118H116ZM126 119V118H125ZM129 119V118H127ZM131 119V118H130ZM137 119V118H136ZM105 121V119H103ZM101 120V122L103 121ZM112 120V119H111ZM124 120V119H123ZM162 120V119H160ZM100 121V120H99ZM125 121V120H124ZM131 121V120H130ZM144 121V120H143ZM142 121V123H143ZM150 121V120H147ZM164 121V120H163ZM173 121V120H172ZM117 122V121H115ZM114 122V123H115ZM119 122V121H118ZM105 123V122H103ZM127 123V122H126ZM158 121L155 122V124H157ZM165 123V122H163ZM168 123V122H166ZM174 123V122H173ZM110 124V123H109ZM117 124V123H116ZM120 124V123H119ZM129 124V123H128ZM152 124V123H151ZM161 124V123H160ZM171 124V122H170ZM169 124V125H170ZM213 124V123H212ZM103 125V124H102ZM113 125V124H112ZM111 125V126H112ZM115 125V124H114ZM127 125V124H126ZM131 125V124H129ZM164 125V124H163ZM172 125V124H171ZM170 125V126H171ZM105 126V125H104ZM103 126V127H104ZM110 126V127H111ZM119 126V125H117ZM116 126V127H117ZM125 126V125H124ZM133 126V125H132ZM159 126V125H158ZM168 126V124L166 125ZM164 126V127H166ZM115 127V128H116ZM121 127V125H120ZM127 127V126H126ZM125 127V128H126ZM152 127V126H151ZM156 127V126H155ZM161 127V126H160ZM173 127V126H172ZM106 128V127H105ZM109 127H107L108 129ZM114 128V129H115ZM118 128V127H117ZM122 128V127H121ZM128 128V127H127ZM126 128V129H127ZM137 128V126H136ZM38 128H36L37 130ZM111 129V128H110ZM109 132L111 133L112 131ZM125 129V130H126ZM131 129V128H130ZM176 129V130H177ZM206 129V128H205ZM208 129V128H207ZM116 130V129H115ZM119 130V129H118ZM124 130V129H123ZM132 130V129H131ZM139 130V129H138ZM162 130H164L162 128ZM209 130V129H208ZM134 131V130H133ZM147 131V130H146ZM151 131V129H150ZM149 131V133H150ZM173 131V130H172ZM205 131V130H204ZM119 132V131H118ZM122 132V131H121ZM126 132H130V131H126ZM140 132V131H139ZM154 132V131H152ZM157 131H155L154 133H156ZM207 132V131H206ZM108 133V132H107ZM113 133V132H112ZM117 133V132H114ZM125 133V132H124ZM132 133V132H131ZM142 133V132H141ZM148 133V132H146ZM163 133V132H162ZM170 133V132H169ZM128 134V133H127ZM136 135L137 132H135ZM158 134H160L158 132ZM35 135V136H34ZM109 135V134H107ZM115 134H112V137ZM118 135V134H117ZM130 135V134H129ZM151 135V134H150ZM155 135V134H153ZM168 135V134H167ZM170 135V134H169ZM168 135V136H169ZM209 135V134H208ZM211 135V134H210ZM100 136V137H99ZM104 136V135H103ZM121 136V135H120ZM134 136V135H133ZM132 136V137H133ZM139 136V135H138ZM141 136V135H140ZM160 136V135H159ZM162 136V135H161ZM168 136L166 138H168ZM107 136H105L106 138ZM111 137V135L109 136ZM118 137V136H117ZM127 137V135H126ZM144 137V136H143ZM155 137V136H154ZM163 137V136H162ZM172 137V136H171ZM215 137V136H214ZM213 137V138H214ZM116 138V137H115ZM120 139V137H118ZM129 138V137H128ZM141 138V137H140ZM146 138V136L144 137ZM176 138V137H175ZM112 139V138H111ZM117 139V140H119ZM135 139V138H132ZM154 139V138H152ZM163 139V138H160ZM160 139H158L159 141H161ZM106 140H108L106 138ZM114 140V139H113ZM137 140H139L137 138ZM151 140V139H150ZM167 140V139H166ZM115 141V140H114ZM121 141V139L119 140ZM125 139L121 142H124ZM132 141V140H131ZM157 141V140H155ZM214 141V140H213ZM118 142V141H117ZM116 142V144H117ZM120 142V143H121ZM127 142V141H126ZM130 142V141H129ZM148 142V141H147ZM163 142V141H162ZM167 142V141H165ZM178 142V143H179ZM114 143V142H113ZM125 143V142H124ZM123 143V144H124ZM137 143V142H136ZM141 143V142H139ZM159 143V142H158ZM157 143V144H158ZM211 143V142H210ZM122 144V145H123ZM138 144V143H137ZM142 144V143H141ZM150 144V143H148ZM147 144V146H148ZM171 144V142H170ZM177 144V143H176ZM200 144V145H201ZM114 145V144H113ZM119 145V144H118ZM129 146V144H126ZM124 144V146H126ZM134 145V144H133ZM144 145V144H143ZM142 145V146H143ZM172 145V144H171ZM175 145V144H174ZM180 145V144H179ZM183 145V144H182ZM120 146V145H119ZM135 146V145H134ZM137 146V145H136ZM135 146V147H136ZM140 146V145H139ZM141 146V147H142ZM155 146V145H154ZM209 146V144H208ZM121 147V146H120ZM119 147V148H120ZM130 147V146H129ZM160 147V146H159ZM158 147V148H159ZM178 147V146H177ZM197 147V146H196ZM200 147V146H198ZM126 147H124L125 149ZM133 148V147H132ZM139 148V147H138ZM137 148V149H138ZM151 148V147H150ZM157 148V147H154ZM161 148V147H160ZM159 148V149H160ZM205 148V147H204ZM115 149L117 150V147H115ZM136 149V150H137ZM143 149V148H142ZM119 150V149H118ZM144 150V149H143ZM153 150V149H151ZM157 150V149H156ZM168 150V149H167ZM123 151V150H122ZM121 151V152H122ZM129 151V150H128ZM132 151V150H130ZM140 151V150H139ZM142 151V150H141ZM140 151V152H141ZM155 151V150H154ZM206 152V150H204ZM118 152V151H117ZM127 152V151H126ZM135 152V150H134ZM147 152V151H146ZM148 152H149V148H148ZM151 152V151H150ZM153 152V151H152ZM157 152V151H155ZM163 152V151H162ZM123 153V152H122ZM145 153V152H144ZM160 153V151H159ZM181 153V152H180ZM204 153V152H203ZM203 153H198L196 151V148L193 147L190 151H184V153L182 154V161H188L192 164L191 169H189V173L188 175L190 177H195L197 176L198 173H202L203 171H200L205 163L209 162L208 161V157L206 158ZM238 153V152H237ZM116 154V153H114ZM131 154H133L131 152ZM130 154V155H131ZM137 154V153H136ZM151 154V153H150ZM155 154V153H154ZM171 154V153H170ZM206 154V153H205ZM108 155V156H107ZM117 155V154H116ZM137 155H140L139 152ZM157 155V154H156ZM161 155V154H160ZM167 155V154H166ZM165 155V156H166ZM209 155V154H207ZM142 156V155H141ZM146 156V154H145ZM168 156V155H167ZM210 156V155H209ZM120 157V156H119ZM122 157V155H121ZM130 157V156H129ZM128 157V158H129ZM132 157V155H131ZM143 157V156H142ZM147 157V156H146ZM53 158V159H52ZM117 158V157H116ZM133 158V157H132ZM136 157H134L135 159ZM139 158V156H138ZM138 158H136L135 160H138ZM152 158V157H151ZM180 158V157H179ZM112 159V158H111ZM124 159V158H123ZM133 159V160H134ZM144 159V158H143ZM161 159V158H160ZM119 160V159H118ZM121 160V159H120ZM126 160V159H125ZM124 160V161H125ZM141 160V159H140ZM146 160V159H145ZM148 160V159H147ZM146 160V161H147ZM155 160V159H154ZM163 160V157H162ZM167 160H169L167 158ZM207 160V161H206ZM123 161V160H122ZM129 162L130 159H128ZM127 161V162H128ZM151 161V160H149ZM158 161V160H157ZM156 161V162H157ZM171 161V160H170ZM133 162V161H132ZM139 162V161H138ZM154 162V161H152ZM155 162V163H156ZM161 162V160H160ZM175 162V161H174ZM221 162V161H220ZM145 163V161H144ZM122 164V163H121ZM133 164V163H132ZM146 164V163H145ZM162 164V162H161ZM161 164H158L160 166H163ZM226 164V163H225ZM129 165V164H128ZM150 165V164H149ZM154 165V164H153ZM188 165V164H187ZM207 165V164H206ZM209 165V164H208ZM54 166V167H53ZM121 167V165H119ZM134 166V164H133ZM136 166V164H135ZM152 166V164H151ZM123 167V166H122ZM159 167V166H158ZM177 167V166H176ZM180 167V166H179ZM216 167V166H215ZM119 167H117L118 169ZM126 168V167H125ZM124 168V169H125ZM149 168V167H148ZM147 168V169H148ZM184 168V167H183ZM116 169V170H117ZM120 169V168H119ZM129 169V167H128ZM144 171H145V166H143ZM200 169V170H199ZM123 170V169H121ZM126 170V169H125ZM133 170V168H132ZM138 171V168L136 169ZM149 170H151L149 168ZM251 170H255V171H251ZM56 172L58 173H62L63 174V185L64 187H66L68 189V195L66 197V201L69 203V205H71V208L75 211L77 217L78 218L77 222H78V226L80 228V232L81 234H76L71 230V227H67V220H68V214L66 212V216L61 219L58 220V216L57 213L55 215V213L53 214V210L54 209H58L57 211H60V207L63 206L64 204H61V201L58 199L57 197V191L58 188L60 187V182L59 180L56 178L54 181L51 180V177H54V175H56ZM167 171V170H166ZM119 172V170H118ZM128 172V171H127ZM132 172V171H131ZM149 172V171H147ZM178 172V171H177ZM182 172V171H181ZM220 172V171H219ZM124 173V172H123ZM133 173V172H132ZM136 173V172H135ZM140 173V172H139ZM151 173H153L151 171ZM122 174V173H121ZM129 174V172H128ZM142 174V173H141ZM146 174V173H145ZM148 174V173H147ZM146 174V175H147ZM181 174V173H180ZM236 174V173H235ZM53 175V176H52ZM61 175V174H60ZM139 175V174H138ZM143 175V174H142ZM152 174L149 175V177ZM186 175V174H184ZM238 175V174H237ZM236 175V176H237ZM59 176V175H58ZM62 176V175H61ZM131 176V175H130ZM133 176V175H132ZM141 176V175H140ZM183 176V175H181ZM206 176V175H205ZM211 176V175H210ZM128 177V176H127ZM139 178V176H136ZM218 177V176H216ZM214 177V178H216ZM0 178V179H1ZM61 178V177H59ZM141 178V177H140ZM143 178V177H142ZM141 178V179H142ZM197 178V177H196ZM200 178V177H199ZM205 177H203L204 179ZM212 178L214 181L215 179ZM219 178V177H218ZM226 178V177H225ZM202 179V178H201ZM220 179V178H219ZM236 179V178H235ZM152 180V179H151ZM184 180V179H183ZM186 180V179H185ZM197 180V179H196ZM195 180V181H196ZM205 180V179H204ZM208 180V179H207ZM210 180V179H209ZM208 180V181H209ZM225 180V179H223ZM62 181V180H61ZM127 181H129L127 179ZM134 181V180H133ZM150 181V180H149ZM212 181V180H211ZM213 181V183H214ZM218 181H222V180H218ZM235 181V183H236ZM130 182V181H129ZM142 183H144L143 181H141ZM200 182V181H199ZM207 182V181H206ZM239 182V183H240ZM136 183V181L134 182ZM190 183V182H189ZM212 183V182H211ZM210 183V184H211ZM218 183V182H217ZM132 184V183H130ZM138 184V182L136 183ZM196 184V183H195ZM194 184V185H195ZM202 185V183H200ZM206 184V183H205ZM205 184H203V186L205 187ZM209 184V183H208ZM248 184V185H249ZM140 185V184H139ZM144 185V184H143ZM142 185V187H143ZM192 185V184H191ZM199 185V184H197ZM200 185V187H201ZM235 185V184H234ZM251 185V186H252ZM133 186V185H131ZM141 186V185H140ZM139 186V187H140ZM145 186V185H144ZM217 186V184H216ZM243 186V185H242ZM136 187V186H135ZM212 187V186H211ZM246 186H243V188ZM209 188V187H208ZM215 187H212V190L210 189V191L212 192L213 189ZM236 188V187H235ZM242 188V187H241ZM240 188V189H241ZM248 188V187H246ZM253 188V187H252ZM256 188V189H257ZM62 189V188H61ZM134 189V188H132ZM203 189V188H201ZM217 189V188H216ZM237 189V188H236ZM238 188V190H240ZM254 189V188H253ZM262 189V190H263ZM131 190V189H130ZM205 190V189H204ZM235 190V189H234ZM242 190V189H241ZM237 191L242 192V191ZM246 190V191H245ZM243 189V191L247 192V189ZM249 190V189H248ZM252 190V189H251ZM67 191V190H65ZM132 191V190H131ZM135 191V189H134ZM141 191V189H140ZM201 191V190H199ZM209 191V192H210ZM215 191V190H214ZM213 191V192H214ZM222 190H219L218 192H220ZM225 191V190H224ZM224 191L222 193H224ZM59 192V191H58ZM137 192V191H136ZM209 192H205L208 193ZM212 192V194H213ZM256 192H258L256 190ZM128 193V192H127ZM131 192H129L130 194ZM134 193V192H133ZM139 193V192H138ZM198 193V192H197ZM203 193V192H202ZM215 193V192H214ZM217 193V192H216ZM229 193V191H228ZM232 193V192H230ZM248 193V192H247ZM251 193V192H250ZM249 193V194H250ZM253 193V192H252ZM262 193V192H261ZM260 193V194H261ZM59 194V193H58ZM135 194V193H134ZM211 194V193H210ZM226 194V193H225ZM235 194V191H234ZM255 194V193H254ZM259 194V192H258ZM264 194V193H263ZM128 195V194H127ZM203 195H207L204 194ZM237 195V193L235 194ZM241 195H245V194H241ZM129 196V195H128ZM131 196V195H130ZM216 196V195H215ZM220 196V195H219ZM218 196V197H219ZM232 196V195H230ZM253 196V195H252ZM264 196V195H262ZM63 197V196H62ZM65 197V196H64ZM133 197V196H131ZM140 197V196H139ZM204 197V196H203ZM222 197V196H221ZM196 198V197H195ZM206 198V197H205ZM204 198V199H205ZM209 198V197H208ZM214 198V197H213ZM230 198V197H229ZM233 198L235 199L234 195L232 196V199L230 198V203L233 202ZM244 197L241 198V200ZM247 198V196H246ZM257 197L255 196L254 200ZM261 198V197H260ZM17 199V198H16ZM24 199V198H23ZM22 199V200H23ZM200 199V198H199ZM207 199V198H206ZM210 199V198H209ZM217 199V198H216ZM219 199V198H218ZM222 199V198H221ZM240 199V198H239ZM238 199V200H239ZM248 199V198H247ZM64 200V199H62ZM131 200V199H130ZM194 200V199H193ZM201 200V199H200ZM215 200V199H214ZM213 200V201H214ZM251 200V198H250ZM253 200V199H252ZM253 200V201H254ZM195 201V200H194ZM211 201H212V196H211ZM228 201V202H229ZM235 201V200H234ZM246 202V199L244 200ZM248 201V200H247ZM259 201V200H258ZM262 202H264V197L261 199ZM261 201L259 204H261ZM25 202V201H24ZM43 202L46 204L45 206H43ZM198 201L194 202L197 204ZM202 202V200L200 201ZM199 202V203H200ZM204 202V201H203ZM217 202V201H216ZM219 202V201H218ZM217 202V203H218ZM222 202V201H221ZM220 202V203H221ZM243 202V203H245ZM250 202V201H249ZM212 203V202H211ZM219 203V204H220ZM238 203V202H236ZM251 203V202H250ZM26 204V202H25ZM61 204V206H59ZM143 204V203H142ZM157 204V203H156ZM170 204V203H169ZM202 204V203H201ZM200 204V205H201ZM208 204V203H207ZM204 203V205H206L205 207H207L208 205ZM215 204V202H214ZM226 204V203H225ZM235 204V203H234ZM232 204V205H234ZM246 204V203H245ZM242 204V205H245ZM249 204V203H248ZM135 206H137L136 204H134ZM160 205V204H159ZM193 205V204H192ZM199 205V206H200ZM228 205V204H226ZM237 205V204H236ZM235 205V206H236ZM241 205V206H242ZM251 205V204H249ZM245 206V207H249ZM254 205V204H253ZM258 205V204H257ZM256 205V207H257ZM14 206V207H13ZM20 206V210L19 212H17V214L15 215L11 209L12 207L15 208ZM163 206V205H162ZM212 206V205H211ZM216 207V205H213ZM218 206V205H217ZM231 207V205H229ZM240 206V205H239ZM238 206V207H239ZM240 206V207H241ZM4 207V206H3ZM156 207V206H155ZM188 207V206H187ZM193 207V206H192ZM195 207V206H194ZM193 207V208H194ZM198 207V206H197ZM209 207V206H208ZM221 207V206H220ZM229 207V208H230ZM251 207V206H250ZM253 207V206H252ZM251 207V208H252ZM255 207V208H256ZM65 208V207H64ZM138 208V207H135ZM147 208V207H146ZM186 208V207H185ZM190 208V207H189ZM196 208V207H195ZM201 208V207H199ZM233 208V207H232ZM249 208V209H251ZM67 209V208H66ZM158 209H161L158 207ZM163 209V208H162ZM165 209V208H164ZM204 209V208H203ZM214 210V208H212ZM211 209V210H212ZM221 209V208H220ZM225 209V208H224ZM234 209V208H233ZM243 209V208H242ZM241 209V210H242ZM246 209V208H245ZM257 209V208H256ZM264 209V208H263ZM71 210V209H70ZM131 210V208H130ZM155 211V209H153ZM152 212L150 214H153L155 212ZM188 210V209H187ZM185 209V211H187ZM194 210V209H191ZM201 210V209H200ZM212 210V211H213ZM237 210V209H236ZM151 211V210H150ZM161 211V210H160ZM159 211V212H160ZM182 211V210H181ZM196 211V210H195ZM199 211V210H198ZM210 211V212H212ZM215 211V210H214ZM222 211V209L220 210V212ZM231 211V210H230ZM239 211V210H237ZM243 211V210H242ZM245 211V210H244ZM264 211V210H263ZM262 211V212H263ZM61 212V211H60ZM65 211L63 210V213ZM134 212V211H133ZM132 212V213H133ZM158 212V213H159ZM162 212V211H161ZM168 212V211H167ZM201 212V211H200ZM218 212V209H216V211L214 213ZM220 212L216 213V214H210L207 213V211L205 212H201L199 214L200 215V225H196L198 227H191L189 226V224L187 226H185L183 223V228L180 229L182 231H178L179 232H183V229H186L184 231H187V233L183 234L181 233V235L183 234V238L186 240L190 241V248L185 247V243L187 242H183L180 240V242H178L176 245L177 249L173 248L175 250V257L178 258V256H180L182 254L181 250H187V249H191V253H190V257L191 259H196L195 257L197 256H203L204 257V253L206 250H204V252L200 253L203 249H207L206 247H202V245L200 243H202L201 241H203V239H206L202 236L201 232L203 230H209L211 232L220 234L221 231H223V226L221 229V221L223 219V216L225 215L223 213L220 214ZM226 212V211H225ZM235 212V210L233 211ZM241 212V211H240ZM248 212V211H247ZM251 212V211H250ZM62 213V212H61ZM131 213V212H130ZM131 213V215H132ZM148 213V212H147ZM163 213V212H162ZM161 213V214H162ZM165 213V212H164ZM163 213V214H164ZM170 213V212H168ZM167 213V214H168ZM176 213V212H175ZM178 213V212H177ZM176 213V214H177ZM188 213V212H187ZM191 215V217L193 216L192 214H187ZM192 213V212H191ZM195 213V212H193ZM232 214V212H229V214ZM236 213V212H235ZM239 213V212H238ZM242 213V212H241ZM264 213V212H263ZM262 213V214H263ZM142 214V213H141ZM146 214V213H145ZM156 214V213H155ZM182 214V213H181ZM184 214V213H183ZM196 214V213H195ZM62 215V214H61ZM147 215V214H146ZM145 215V217H146ZM157 215V214H156ZM237 213L234 215L235 217ZM241 215V214H240ZM129 216V217H128ZM135 216V215H132ZM131 216V217H132ZM140 216V215H139ZM138 216V217H139ZM154 216V215H153ZM168 216V215H167ZM171 216H175V215H171ZM181 216H185V215H181ZM233 215L231 217H234ZM253 216V215H252ZM251 216V217H252ZM259 216V215H258ZM74 217V215L72 216ZM137 217V216H136ZM135 217V218H136ZM148 217V215H147ZM178 217V216H177ZM186 217V216H185ZM58 218V219H57ZM141 218V216H140ZM168 219L170 217H167ZM193 218V217H192ZM196 218V217H195ZM199 218V217H198ZM197 218V219H198ZM243 218V217H242ZM247 218V217H246ZM260 217H258L257 219H259ZM137 219V218H136ZM142 219V218H141ZM148 219V218H147ZM151 219V218H150ZM149 219V220H150ZM162 219V218H159ZM179 219H182L181 217H179ZM191 219V218H190ZM133 220V219H132ZM135 220V219H134ZM139 220V219H138ZM154 220V219H153ZM163 220V219H162ZM171 220V218H170ZM178 220V218H177ZM231 220V218H230ZM235 220V218H234ZM236 220H240L237 219ZM235 220V222H236ZM244 220V219H243ZM246 220V219H245ZM248 222L247 224L250 223L249 219H247ZM263 220V219H262ZM261 220V222H262ZM143 221V220H142ZM145 221V220H144ZM157 221V220H156ZM174 221V220H173ZM181 221V220H179ZM196 221V222H198ZM229 221V220H228ZM233 221V220H231ZM254 221V220H253ZM135 222H138L137 220ZM134 222V223H135ZM150 222V221H149ZM155 222V221H154ZM153 222V223H154ZM164 222V221H163ZM176 222V221H175ZM173 222V223H175ZM192 222V221H191ZM239 221H237L236 223H238ZM252 222V221H251ZM258 222V221H257ZM260 222V223H261ZM264 222V221H263ZM141 223V222H140ZM172 223V222H171ZM170 223V224H171ZM180 223V222H179ZM185 223V222H184ZM226 223V222H225ZM234 223V222H232ZM235 223V224H236ZM76 224V222H75ZM142 224V223H141ZM149 224V223H148ZM159 224V223H158ZM163 224V223H161ZM186 224V223H185ZM234 224V226H235ZM244 224V223H243ZM242 224V225H243ZM263 224V223H262ZM71 225V223H70ZM133 225V224H132ZM135 225V224H134ZM151 225V224H150ZM173 225V224H171ZM178 225V222L175 224ZM229 225V223H228ZM227 225V226H228ZM257 225V224H256ZM140 226V225H139ZM160 225L157 226V228ZM181 225H179L180 228ZM229 226H232L231 224ZM258 226V225H257ZM74 227V226H73ZM137 227V226H136ZM135 227V228H136ZM147 227V226H146ZM150 227V226H149ZM163 227V226H162ZM169 227V226H168ZM176 227V226H175ZM178 227V226H177ZM233 227V226H232ZM262 227V226H260ZM76 228V227H75ZM140 228V227H139ZM138 228V229H139ZM152 228V227H150ZM161 228V227H160ZM166 228V227H165ZM170 228V227H169ZM173 228V227H172ZM171 228V229H172ZM234 228V227H233ZM231 228V229H233ZM238 228V227H235ZM240 228V227H239ZM247 228V227H246ZM250 228V226H249ZM264 228V227H263ZM137 229V228H136ZM142 229V228H141ZM168 229V228H167ZM175 230H177V228H174ZM230 229V228H229ZM230 229V231H231ZM248 229V228H247ZM74 230V229H73ZM143 230V229H142ZM149 230V229H148ZM158 230V229H157ZM163 230V229H162ZM166 230V229H165ZM240 230V229H239ZM246 230V229H245ZM250 230V229H248ZM79 231V230H78ZM146 231V230H145ZM161 231V229H160ZM169 231V229H168ZM225 231V230H224ZM264 231V230H263ZM142 232V231H141ZM138 231V234L141 233ZM150 232V231H149ZM177 232V231H176ZM206 232V231H205ZM237 232V231H236ZM247 232V231H245ZM244 232V233H245ZM252 233H255L254 236H264V232L260 231L259 229H253L251 230ZM143 235L145 232H142ZM141 233V235H142ZM148 233V232H146ZM157 233H160L159 231ZM168 233V232H167ZM170 233V232H169ZM168 233V234H169ZM172 233V231H171ZM212 233V234H214ZM226 233V231H225ZM235 233V231H234ZM239 233V232H238ZM242 233V232H241ZM251 233V234H252ZM152 234V232L150 233ZM178 234H176L178 236ZM204 234V233H203ZM228 234V233H227ZM146 235V234H145ZM170 235V234H169ZM167 235V237L169 236ZM172 235V234H171ZM175 235V234H174ZM180 235V236H181ZM221 235V234H220ZM231 235V234H230ZM229 235V236H230ZM238 235V234H236ZM235 235V236H236ZM247 235V233H246ZM244 235V236H246ZM138 236V235H137ZM154 236H156L154 234ZM158 236V235H157ZM160 236V235H159ZM177 236H175L174 238H176ZM222 236V235H221ZM225 236V235H224ZM227 236V235H226ZM225 236V237H226ZM229 236H227L229 238ZM234 235L232 234V237ZM242 236V235H241ZM76 237L77 239L80 238V244L78 243V241L76 242V239L74 238ZM139 237V236H138ZM146 237V236H145ZM144 237V238H145ZM151 237V236H150ZM166 237V235H165ZM164 237V239H165ZM170 237V236H169ZM172 237V236H171ZM170 237V238H171ZM207 237V236H205ZM211 237H213L211 235ZM231 237V236H230ZM231 237V238H232ZM142 238V236H141ZM147 238V237H146ZM149 238V237H148ZM147 238V239H148ZM159 237H157L158 239ZM182 238V240H183ZM214 238V237H213ZM237 238V237H236ZM235 238V239H236ZM240 238V236H239ZM238 238V239H239ZM146 239V240H147ZM230 239V238H229ZM246 239V238H245ZM140 240V238H138V241ZM150 240V239H149ZM155 240V239H154ZM207 240V239H206ZM210 241V238L208 239ZM218 240V238H217ZM227 238L223 241H226ZM234 240V239H233ZM250 240V239H249ZM248 240V241H249ZM254 239H252L253 241ZM143 241V240H142ZM159 240H156V242ZM170 241V240H169ZM176 241V239H175ZM208 241V242H209ZM222 241V242H223ZM236 241V240H234ZM256 241V240H255ZM140 242V241H139ZM172 243V241H170ZM242 242V241H240ZM244 242V240H243ZM247 242V241H246ZM254 242V241H253ZM163 243V241H162ZM166 243V242H165ZM164 243V245H166ZM207 243V242H206ZM211 243V242H210ZM216 243V242H215ZM225 243V242H224ZM257 243V242H256ZM261 243V242H260ZM264 243V242H263ZM170 244V243H169ZM174 244V242H173ZM172 244V245H173ZM217 244V243H216ZM226 244V243H225ZM224 244V245H225ZM229 244V243H228ZM245 244V243H244ZM247 244V243H246ZM254 244V243H253ZM259 244V243H258ZM189 245V244H188ZM196 245H201V247L203 248L202 250L199 249L198 247L200 246H196ZM204 245V244H203ZM232 245V244H231ZM260 245V244H259ZM145 246L146 243H145ZM168 246V245H167ZM196 246V247H194ZM205 246V245H204ZM208 246V243H207ZM240 246V244H239ZM244 246V245H243ZM241 246V247H243ZM246 246V245H245ZM83 247V248H82ZM170 248V246H168ZM172 247V246H171ZM249 247V246H248ZM146 248V247H145ZM165 248V247H164ZM209 248V246H208ZM216 248V247H215ZM236 248V246H235ZM247 248V247H246ZM263 248V247H262ZM232 249V248H231ZM237 249V248H236ZM239 249V247H238ZM73 250V252H71ZM136 250V257L134 260L132 261H128L127 259H130V257H132V252ZM167 250L169 251V249L167 248ZM210 250V249H209ZM215 250V249H214ZM226 250V249H224ZM230 250V248L228 249V251ZM240 250V249H239ZM238 250V251H239ZM244 250V249H243ZM246 250V249H245ZM250 250V249H249ZM143 251V252H142ZM167 251V252H168ZM181 251V252H180ZM217 251V249H216ZM232 251V250H231ZM234 251V250H233ZM252 251V250H250ZM254 251V250H253ZM257 251V250H256ZM255 251V252H256ZM259 251V250H258ZM257 251V253H258ZM262 251V250H261ZM166 252V254H167ZM184 252V251H183ZM187 252V251H186ZM223 252V251H222ZM237 252V251H236ZM73 253V254H72ZM219 253V252H218ZM229 253V252H228ZM249 253V251H248ZM262 253V252H261ZM260 253V254H261ZM172 254V253H171ZM201 254V255H200ZM211 254V253H210ZM233 254V253H230ZM235 254V253H234ZM241 255V252L239 253ZM250 254V253H249ZM256 254V253H255ZM128 256L127 258L125 257ZM168 255V254H167ZM186 255V254H184ZM223 255V254H222ZM221 255V256H222ZM225 255V253H224ZM227 255V254H226ZM244 255V254H243ZM241 255V256H243ZM264 255V254H263ZM209 256V255H208ZM230 256V255H229ZM253 256V255H252ZM125 257V260H123L122 258ZM184 257V256H183ZM182 257V259H183ZM203 257H199V258H203ZM214 257V256H213ZM220 257V256H219ZM218 257V258H219ZM228 257V256H227ZM235 257V256H234ZM246 257V255H245ZM260 257V256H259ZM257 257V258H259ZM263 257V256H261ZM165 258V257H163ZM189 258V257H188ZM212 258V257H211ZM210 258V259H211ZM223 258V257H222ZM232 259V257H230ZM239 258V257H238ZM256 258V257H255ZM185 260H188L187 258L184 257ZM207 259V258H206ZM217 259V258H216ZM221 259V258H220ZM229 259V258H227ZM237 259V258H236ZM243 259V258H242ZM264 259V257H263ZM177 260V259H176ZM181 260V259H180ZM203 260V259H202ZM240 260V259H239ZM238 260V262H239ZM244 260V259H243ZM254 260V259H252ZM251 260V261H252ZM191 261V260H190ZM194 261V260H193ZM201 261V259H200ZM205 261V260H204ZM203 261V262H204ZM208 261V259H207ZM206 261V262H207ZM223 261V260H222ZM257 260H255L256 262ZM264 261V260H263ZM64 262V261H63ZM62 262V263H63ZM228 264L230 261H227ZM254 262V261H253ZM172 263V260H171ZM193 263V262H191ZM209 263V262H208ZM221 263V262H219ZM231 263V262H230ZM233 263V262H232ZM241 263V262H240ZM243 263V262H242ZM68 264V263H67ZM88 264V263H87ZM189 264V263H188ZM194 264V263H193ZM198 264V263H197ZM212 264V263H211ZM214 264V263H213ZM215 264H218L215 262ZM226 264V263H225ZM237 264V263H235ZM246 264V263H244ZM252 264V263H251ZM256 264V263H253ZM259 264V262H258ZM263 264V263H262Z\"/></svg>",
    "mask_w": 264,
    "mask_h": 264
}]
</instances>
